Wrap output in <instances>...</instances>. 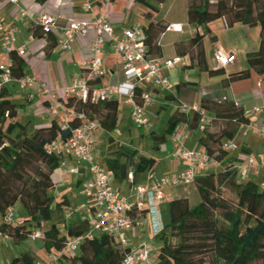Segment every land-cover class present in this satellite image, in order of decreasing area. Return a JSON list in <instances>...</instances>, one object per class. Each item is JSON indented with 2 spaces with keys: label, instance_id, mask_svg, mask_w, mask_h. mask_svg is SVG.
Here are the masks:
<instances>
[{
  "label": "trees",
  "instance_id": "obj_1",
  "mask_svg": "<svg viewBox=\"0 0 264 264\" xmlns=\"http://www.w3.org/2000/svg\"><path fill=\"white\" fill-rule=\"evenodd\" d=\"M137 1L148 8L145 13L148 22L143 26L147 53L159 57V38L168 25L163 20H151L156 9L150 1L163 0ZM217 18H223L228 27L236 23L259 26L258 50L248 53L246 60L249 68L264 73V0H187L188 22L195 24L197 28L204 25L203 28H196L189 38L188 54L191 63L188 66H192L194 61L195 66L206 68L209 74L225 72L222 67L207 68L204 51L200 47L203 37L209 32L205 23ZM193 48H197L195 53L191 52ZM11 56L14 60L13 75L20 78L24 75L23 59L15 52ZM248 76L249 69L239 70L228 73L226 81ZM141 92V86L136 85L134 96L139 103H142ZM198 104L211 117L205 129L200 131L199 143L210 157L221 162L228 154V151L222 149V143L234 137L239 123L245 120L244 110L232 100L217 101L202 97ZM63 105L66 110L83 114V117L70 121L71 128L89 119L94 120L97 127L110 131L118 121V101L115 99L82 101L68 96L63 100ZM18 106L10 98L7 87L0 86V216L3 218L17 202L26 212L22 225H11L3 221L0 229L10 234L15 242H20L32 228L40 227L42 221H50L51 224L44 228L43 247L47 251H60L68 237L85 232L88 224L86 221H80L76 225L66 224V233L60 234L57 222L68 200L62 197L51 207L53 198L49 192L55 187L51 179L52 171L59 167L61 158L46 151L59 132L58 124L54 120L49 126L37 127L27 133L25 125L17 120ZM199 118L197 112L184 114L176 109L166 121L162 133L150 131L154 145L166 142L167 136L178 124L198 129ZM211 126H218V132L210 133L208 128ZM68 133L69 129L63 131L62 138L65 139ZM108 149L101 163L118 182L127 179L130 172L135 176L152 170L156 165L154 158L137 156L135 149L120 143L111 142ZM221 173L224 176V187L237 196L234 208H224L223 199L217 193H207L202 184L197 185L200 200L195 205H189L186 197L168 200L161 211L164 228L156 235L162 241L156 264H207L206 258L209 256L219 264L264 263V188L260 187L258 180L238 182L234 163L225 164L224 169L211 171L206 177L211 178L210 174ZM204 177L202 175L196 179L202 180ZM129 214L134 217V209ZM218 217L226 224L223 229L218 227ZM217 231L229 238L235 252L221 251L214 247ZM128 250L129 247H122L114 237L100 234L82 242L79 246L80 254H64L61 261L62 264H121L124 253ZM10 264L36 263L30 252H24L14 257Z\"/></svg>",
  "mask_w": 264,
  "mask_h": 264
},
{
  "label": "crops",
  "instance_id": "obj_2",
  "mask_svg": "<svg viewBox=\"0 0 264 264\" xmlns=\"http://www.w3.org/2000/svg\"><path fill=\"white\" fill-rule=\"evenodd\" d=\"M91 4V11L84 12L81 9L80 0H17V3H12L10 0H0V11L7 20L6 27L14 30L16 34L15 46H23L25 50L21 56L24 62L23 74L30 75L36 80V85L30 89L20 88L16 81L6 85L10 98L19 105L17 119L25 125L28 133L37 127L49 126L54 120L58 122L59 115L52 114L50 107L57 103H63V100L67 98L65 88L74 79L84 75L85 62L92 55L91 45L95 39V33L89 27L85 37L78 35L73 40L71 49L63 51L56 43L57 32L45 33L40 29L38 24L40 15L43 13L51 14L58 17L60 24H65L67 19L88 21L93 16L107 13L115 35H119L124 29L137 24L147 25L148 19L145 13L148 8L137 0H91ZM21 10H23V14H21ZM159 18L170 25L160 35L161 55L159 57L168 58L179 54L184 56L186 65L166 71L174 86V94L158 87L134 83L125 77L119 55L113 49L110 38L105 37V43L100 54L104 74L96 82L118 83L122 95L115 98L118 101L116 126L110 131L98 126L94 132L93 154L100 162L104 160L111 142L137 149L131 143L135 138L134 132L136 130L131 128L135 125L130 119V106L125 101V95L136 84L141 86L142 91L147 92L151 97L152 102L143 105V110L150 121L152 117L154 118L153 128L156 133L164 131L166 121L177 109V103H187L184 100L192 99L191 102L193 103H199L202 97L217 101L232 100L243 110H249L264 101V73L249 68L246 60L248 53L258 50L260 30L258 25L249 26L236 23L228 27L223 18L207 21L205 25L209 28V32L202 39L207 68L216 67L212 60V53L216 49L232 52L236 57L234 63L224 68L223 74H209L206 68L195 66L194 61L192 66H188L191 62L186 46H188L189 38L197 28L196 25L184 23L177 18L169 19L168 15H161L154 11L151 20L156 21ZM176 23L180 24V29L171 27L172 24ZM185 27L187 30H184ZM203 27L204 25H200L197 29ZM167 33H172L171 39L163 43L162 38ZM2 40L3 33L0 31V63H7L10 55L4 51ZM211 50L212 53H210ZM244 69H249L247 78L226 81L228 73ZM39 86H44L49 92L47 94L39 93ZM192 93L191 98L189 95ZM172 105L175 106H173V110ZM248 122L264 123V118L249 114L245 116L242 123ZM218 130V126L208 128L210 133L218 132ZM200 134L198 129H190L186 124L175 126L171 134L167 136L166 142L159 145L151 144L152 150L148 157L156 160L155 167L135 176L130 172L131 179L128 176L122 182L114 179L113 186L117 193L129 196L135 186L150 185L154 178L172 175L180 171L184 168L185 163L176 155L175 139H180V142L188 149L203 150V146L199 143ZM232 140L237 143L239 150L236 147L234 150L228 151L227 156L221 162L209 167L211 168L210 171L212 169L217 171L228 163H244L249 156L254 157L257 161L264 160V137L257 135L254 131L245 132L238 128ZM75 165L72 159L68 160L69 168H73ZM205 171L199 170L198 172L205 175L207 173ZM89 178L90 175L84 165H80L77 172H71L68 168L60 166L52 171L51 179L55 187L49 192V195L52 196L54 204L62 197L68 200V204L62 208L65 217L67 212H71L66 217V224L79 223L80 221H86L88 225L93 224V199L84 192V185ZM251 179L260 182L262 176L251 174L248 180ZM176 188L167 187L165 189V199L160 207L161 211H163L168 200L181 197ZM133 202L134 198L132 197L130 204L132 205ZM14 211L17 220L25 218V209L19 202L14 206ZM134 217L135 222L127 232V246L131 249L142 244L150 246V240L156 236L151 233L146 211H135ZM139 217L141 218L138 219ZM64 233L66 232L64 231ZM38 240L31 241L27 236L20 242L0 238V259L5 258L6 263L10 264L14 257L24 252H30L34 256L35 263L39 264L46 262L49 255L59 253V251H47L43 247L42 239Z\"/></svg>",
  "mask_w": 264,
  "mask_h": 264
},
{
  "label": "built area",
  "instance_id": "obj_3",
  "mask_svg": "<svg viewBox=\"0 0 264 264\" xmlns=\"http://www.w3.org/2000/svg\"><path fill=\"white\" fill-rule=\"evenodd\" d=\"M80 1L82 11H91V0ZM10 2L17 3V0H10ZM23 13V10H21V14ZM38 24L45 33L51 31L58 33L55 38L56 43L63 51L71 49L72 42L78 35L85 37L89 27L95 33V39L91 45L92 55L85 62L84 75L81 78L74 79L65 88L67 97L74 96L82 101H87L88 99L104 101L115 99L122 95L118 83L96 82L104 74L100 54L105 43V37L110 38L113 49L118 53L125 77L134 81V83L158 87L174 94V86L169 80L166 71L186 65L184 56L179 54L168 58L150 56L147 53V47L144 42L143 26L139 24L124 29L121 34L115 35L107 13L93 16L88 21L67 19L65 24H60L58 17L43 13L38 19ZM6 25L7 20L0 11V31L3 33L2 47L10 55L7 63H0V86H6L16 81L22 89L33 88L36 85V80L32 76L23 75L20 78H15L13 75L14 60L11 55L15 52L18 56H22L25 50L23 46H15L17 39L15 31L8 29ZM171 27L180 29V24H172ZM235 59L236 57L232 52L221 49H216L212 53V60L216 67L225 68L234 63ZM136 85L125 95V101L130 106V119L133 124L137 128L146 129L151 126V122L144 114L143 105L150 104L152 100L147 92L142 91L140 94L142 103L137 102L134 96V87ZM38 92L47 94L49 91L44 86H39ZM177 109L184 114L190 112L199 113V131H203L211 120L207 112L195 102H179L177 103ZM50 111L54 115H59L57 122L59 132L46 151L49 154L59 155L61 158L59 166L68 168L71 172H77L80 165L86 167L90 178L84 185V192L93 199L94 222L92 225H88V229L80 235L68 237L59 253L49 255L46 262L39 264H62L61 259H63L62 256L64 254L75 255L82 242L100 234L110 235L122 247H128L127 232L135 222V217L129 214L132 207L136 212L146 211L151 233L154 236L158 235L164 228L160 207L165 199V189L167 187L188 185L198 176L204 175L199 174V170H206L217 163L204 149H188L177 138L175 139L176 155L185 163L184 168L175 174L154 178L153 183L150 185L135 186L129 196L122 195L117 193L113 186V175L93 154L94 132L97 128L96 122L88 119L71 128L69 125L70 121L83 117V114L74 110H66L63 103L52 105ZM249 114L264 118V101L249 110H244L245 116ZM239 128L245 132L248 130L254 131L257 135L264 137V123H239ZM68 129L69 133L63 139L61 133ZM236 147L237 143L232 139L222 143V149L225 151L234 150ZM69 159H72L76 164L73 168L68 167ZM234 168L237 172L238 182H242L243 179L248 180L251 174L261 175L260 187L264 188V160L257 161L254 157L249 156L244 163H234ZM128 176L131 179V174ZM132 197L134 202L131 205L130 199ZM70 214L71 212H67L66 217ZM3 221L11 225L23 224V220L16 219L14 207L8 209L2 218ZM45 227L44 224H41L40 227L32 228L27 237L31 241L43 239ZM0 238L5 240L12 239L10 234L1 229ZM151 251L152 247L146 244L132 249L129 248L124 253L121 264H147L150 260Z\"/></svg>",
  "mask_w": 264,
  "mask_h": 264
},
{
  "label": "rangeland",
  "instance_id": "obj_4",
  "mask_svg": "<svg viewBox=\"0 0 264 264\" xmlns=\"http://www.w3.org/2000/svg\"><path fill=\"white\" fill-rule=\"evenodd\" d=\"M151 3L154 5V7L156 9L155 10L156 13L159 12L161 15H163V14L168 15L169 19L170 18H177V19L182 20L184 23H187V24L189 23L187 20V0H163L162 2L151 1ZM157 20H160V18ZM184 30H187V27H185ZM171 34L172 33H167L165 36H163L162 42L166 43L167 41H170ZM186 39H188V38L186 37ZM186 47L190 48V46H186ZM200 47H202V49H203L202 43L200 44ZM196 50H197V48H193L191 50V52L195 53ZM210 53H212V50L210 51ZM210 53H208V54L210 55ZM189 96H191V98H192L193 93ZM184 101H186L187 103H192L191 102L192 99L184 100ZM173 106L174 105H172V110L175 107V106L174 107ZM153 121H154V118L152 117V120L150 121L151 126L146 128V129H141V128L137 129V127L135 128V126H131L132 129L136 130L134 132L135 138H134V140H132L131 143H132L133 147L137 148V149H135L137 151V156L148 157V154H150V151L152 150L151 144L153 143V141H152L150 131H152V129L154 131ZM131 149H133V148H131ZM237 150H239V147H237ZM108 151H109V149H107L105 156L107 155ZM210 169L211 168L206 169L205 173L206 172L207 173L204 175L205 177L208 173H211V171H214V169H212L211 171H210ZM221 169H224V166L221 167L219 170H221ZM209 176H211V178H207V177L205 178L204 177V178H202V180L196 179L188 185L178 186L176 188L177 193L181 197H186L189 205H195L200 200L197 185L202 184L206 187L207 193H211L212 195H216V193H217V195L223 199V207L224 208H227V209L234 208L236 201H237V196L232 190L226 189L224 187V185H223V181H224L223 174L222 173L221 174H210ZM247 181H248L247 179H243L242 183H246ZM53 206H54V202L52 203L51 207H53ZM140 218L141 217H139L138 219H140ZM1 219H2V217L0 216V223L2 221ZM41 223L44 224L45 226L51 224V223H48V221H42ZM74 224L76 225L77 222H75ZM57 225L60 229V234L62 235V233H64V231L66 229V227H65L66 226V217L63 215V210H62L61 218L57 222ZM225 225H226L225 222L220 217H218L219 229H223V227H225ZM172 241H175V239H172ZM161 244H162V241L157 237H153L150 240V246L152 247V251L150 253V260L148 261L147 264H156L157 252H158ZM214 247L218 250H221V251L235 252V247L233 246L232 242L221 231H217L215 234ZM76 254H80L79 250L76 251ZM0 260H1V264H7L5 261V258L0 259ZM206 261H207V264H219V262L214 260L211 256H209V258H206ZM262 264H264V263H262Z\"/></svg>",
  "mask_w": 264,
  "mask_h": 264
}]
</instances>
